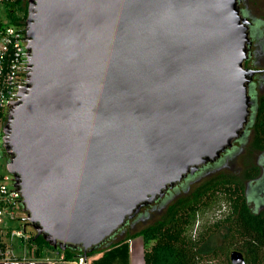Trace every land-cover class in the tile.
<instances>
[{
  "label": "water",
  "instance_id": "water-1",
  "mask_svg": "<svg viewBox=\"0 0 264 264\" xmlns=\"http://www.w3.org/2000/svg\"><path fill=\"white\" fill-rule=\"evenodd\" d=\"M22 1L6 170L35 236L85 253L241 138L250 22L237 0Z\"/></svg>",
  "mask_w": 264,
  "mask_h": 264
},
{
  "label": "trees",
  "instance_id": "trees-1",
  "mask_svg": "<svg viewBox=\"0 0 264 264\" xmlns=\"http://www.w3.org/2000/svg\"><path fill=\"white\" fill-rule=\"evenodd\" d=\"M9 1L6 7L4 5L7 23L22 25L25 2ZM262 25L264 28V22ZM255 34V31L251 33V41L258 38ZM261 44L256 50L264 54ZM240 155V167H235L233 162ZM259 193L263 197L258 200ZM263 198L264 95H261L250 109L248 125L240 140L216 162L206 164L192 177L166 190L161 199L142 208L134 219L99 246L85 253L71 247L61 251L49 247L40 236H34L31 239L33 247L28 246V250L34 261L42 257L44 250L61 252L64 259L56 264H78L81 258L90 260L89 264H131L132 248L127 241L139 237L143 264H198L205 258L209 262L223 258L224 264H230L229 253L233 250L242 253L246 264H264V208L257 211L249 204L250 201L254 206L258 202L262 204ZM221 200L225 202L224 213L209 225L201 226L194 236L198 218L218 206ZM152 218L153 221L146 224ZM136 223L144 225L137 229ZM219 229L225 231L219 244L201 253V245Z\"/></svg>",
  "mask_w": 264,
  "mask_h": 264
},
{
  "label": "built area",
  "instance_id": "built-area-1",
  "mask_svg": "<svg viewBox=\"0 0 264 264\" xmlns=\"http://www.w3.org/2000/svg\"><path fill=\"white\" fill-rule=\"evenodd\" d=\"M4 2L0 0L1 5ZM26 52L24 22L10 25L5 13L0 12V160L5 162V172L0 173V264H56L64 259L56 250H44L38 261L31 257L28 246L33 247L31 239L35 231L28 221L13 176L6 170L8 156L3 144V128L10 103L16 100L18 89L25 84ZM131 263L143 264V260L132 258ZM78 264H87V261L81 258Z\"/></svg>",
  "mask_w": 264,
  "mask_h": 264
},
{
  "label": "rangeland",
  "instance_id": "rangeland-1",
  "mask_svg": "<svg viewBox=\"0 0 264 264\" xmlns=\"http://www.w3.org/2000/svg\"><path fill=\"white\" fill-rule=\"evenodd\" d=\"M247 4L249 7V10L251 11V15L254 16L255 18L258 19H264V0H247ZM258 11H257V10ZM4 4H0V12L4 14ZM259 29V34L257 33V31H255V37H258L257 39H254L251 45V51H255V52H259L256 51L257 48L260 47L259 43L261 42L262 46L264 47V32L262 29V26L258 27ZM253 32V31H252ZM250 32V35L251 33ZM258 41V42H257ZM259 60H258V64L263 63L264 64V54L259 53ZM251 66V62L248 61L247 63V67L250 68ZM242 155V154H241ZM241 155L237 156V159L233 162V165L235 167H240L241 164ZM243 156V155H242ZM256 157V156H255ZM5 162L4 160H0V173H4V169H5ZM226 169V170H225ZM223 168V171H228L227 168ZM263 197L262 194H258L257 199H261ZM249 204L252 206L253 201H250ZM259 209V208H258ZM226 210L225 207V202L223 200L220 201L218 206H214L212 208H210L208 211H206L202 216H200V218H198V221L196 222L195 226H194V230L193 232L195 233L194 236L196 234H198V231H200V227L204 226V225H209L210 223H212L215 219H217L219 217L220 214L224 213L223 211ZM154 218L149 219L148 221H146V224L151 223L153 221ZM137 224V229L143 227L144 224ZM224 229H219L216 233H214L213 235H210L209 237H207V239L205 240V242L201 245L200 247V252L201 253H206L208 251H210L213 247L217 246L222 238V235L224 234ZM133 241V252L131 253V257H133L136 260H143L142 256H141V247H142V240L139 237H136ZM52 256V255H51ZM132 264V263H131ZM198 264H224V260L223 258H218L214 261L209 262L206 258L204 260H202L200 263Z\"/></svg>",
  "mask_w": 264,
  "mask_h": 264
},
{
  "label": "flooded vegetation",
  "instance_id": "flooded-vegetation-1",
  "mask_svg": "<svg viewBox=\"0 0 264 264\" xmlns=\"http://www.w3.org/2000/svg\"><path fill=\"white\" fill-rule=\"evenodd\" d=\"M9 2H10L9 0L5 1V3H4V5L6 4L5 7L7 6V4H9ZM237 3H238L240 14L243 17L247 18L249 20V22H250L249 31L250 32L257 31V33L259 34V30H258L259 28L258 27L262 26L261 30L264 29L263 25H262V22H264V19H258V18H255L254 16L251 15V11L249 10L248 4H247V0H237ZM258 54L259 53H256L254 50L251 51V49H250L249 58L245 62V67H247L248 61H250L251 62L250 68L259 71L258 73H256L252 77V82L249 85V96H250L251 100H253V106L255 105L256 100L261 95H264V64L263 63L258 64L259 63L258 62V60H259ZM251 208L252 209L256 208L257 211H260L262 208H264V198H263V203L262 204L260 202H258L256 206L252 205Z\"/></svg>",
  "mask_w": 264,
  "mask_h": 264
},
{
  "label": "crops",
  "instance_id": "crops-1",
  "mask_svg": "<svg viewBox=\"0 0 264 264\" xmlns=\"http://www.w3.org/2000/svg\"><path fill=\"white\" fill-rule=\"evenodd\" d=\"M133 241H134V240H131V241H130V245H129V240L127 241L129 247L132 248V249L130 250V255H129V256H130V261H132V258H133V257H131V253L133 252ZM141 244H142V243H141ZM141 256H142V247H141ZM95 258H96V257H95ZM89 261H90V260L87 261V264H89Z\"/></svg>",
  "mask_w": 264,
  "mask_h": 264
}]
</instances>
